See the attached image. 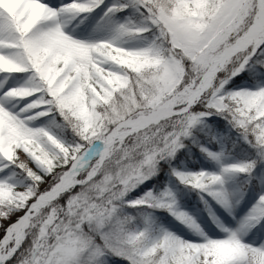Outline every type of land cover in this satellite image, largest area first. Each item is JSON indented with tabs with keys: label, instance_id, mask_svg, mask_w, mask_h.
Returning a JSON list of instances; mask_svg holds the SVG:
<instances>
[{
	"label": "snow or ice",
	"instance_id": "1",
	"mask_svg": "<svg viewBox=\"0 0 264 264\" xmlns=\"http://www.w3.org/2000/svg\"><path fill=\"white\" fill-rule=\"evenodd\" d=\"M0 229V264H264V0H0Z\"/></svg>",
	"mask_w": 264,
	"mask_h": 264
},
{
	"label": "rangeland",
	"instance_id": "2",
	"mask_svg": "<svg viewBox=\"0 0 264 264\" xmlns=\"http://www.w3.org/2000/svg\"><path fill=\"white\" fill-rule=\"evenodd\" d=\"M238 82H239V81H238ZM41 187H42V189H43V188L45 187V185H42ZM20 214H23V213H18L17 215H20ZM13 217H15V216H13ZM13 217H12V218H13ZM12 218H11V219H12ZM8 221H10V220H5V221H3V223H4L5 227L7 226V224H6V223H7ZM3 235H4V232H3V230H2V229H0V238H2V237H3Z\"/></svg>",
	"mask_w": 264,
	"mask_h": 264
},
{
	"label": "bare ground",
	"instance_id": "3",
	"mask_svg": "<svg viewBox=\"0 0 264 264\" xmlns=\"http://www.w3.org/2000/svg\"><path fill=\"white\" fill-rule=\"evenodd\" d=\"M16 216L13 218V219H11L9 222H7L6 224L8 225V224H10V223H12L13 221H15L16 220Z\"/></svg>",
	"mask_w": 264,
	"mask_h": 264
},
{
	"label": "trees",
	"instance_id": "4",
	"mask_svg": "<svg viewBox=\"0 0 264 264\" xmlns=\"http://www.w3.org/2000/svg\"><path fill=\"white\" fill-rule=\"evenodd\" d=\"M45 187H46V185H45Z\"/></svg>",
	"mask_w": 264,
	"mask_h": 264
}]
</instances>
